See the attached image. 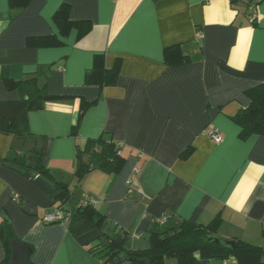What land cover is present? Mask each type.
<instances>
[{"label": "crops", "instance_id": "0c3cea01", "mask_svg": "<svg viewBox=\"0 0 264 264\" xmlns=\"http://www.w3.org/2000/svg\"><path fill=\"white\" fill-rule=\"evenodd\" d=\"M63 4L72 21L90 23L85 33H60L54 15ZM12 16L0 0V101L22 97L4 78H34L56 98L29 113L31 137L0 133V229L7 222L32 248V264H106L102 236L115 241L119 229L126 250H146L153 233L169 234L182 220L220 218L219 236L264 249V136L240 138L233 120L250 105L246 92L264 82V0H33ZM44 36L62 44L28 45ZM176 45L190 63L166 64L165 49ZM97 54L108 69L118 66L116 84L85 83ZM95 100L74 132L82 102ZM104 134L122 147V170L79 178V151ZM38 158L51 176L36 169ZM57 182L73 194L67 212L94 201L104 232L73 224L71 214L44 222L58 210ZM6 257L0 231V264Z\"/></svg>", "mask_w": 264, "mask_h": 264}, {"label": "trees", "instance_id": "16d2710c", "mask_svg": "<svg viewBox=\"0 0 264 264\" xmlns=\"http://www.w3.org/2000/svg\"><path fill=\"white\" fill-rule=\"evenodd\" d=\"M32 1L9 0L13 12L12 19L19 16ZM70 9V5L63 4L54 15V22L60 33L66 35L72 28L78 29L80 34L85 33L89 29L90 23L88 21H72ZM61 44L62 41L56 36L28 38V45L31 47H54ZM164 53L165 62L169 66H181L191 62L190 57L184 55L177 45L166 48ZM118 74V66L108 69L105 65L104 55L97 54L92 69L86 75L85 83L98 85L103 89L105 86L116 84ZM4 84L8 90L20 88L22 97L18 100L0 101V133L12 134L18 138L31 137L33 134L30 131L29 113L42 109L45 103L54 101L56 98L48 95L34 78L22 82L4 78ZM246 95L250 99V105L241 109L233 118L234 122L240 126V138L244 140L254 135L264 136V82L248 90ZM97 103L98 100L82 102L77 122L74 125V132L79 128L85 112ZM188 153L187 150L182 156L185 157ZM78 159L79 167L76 174L79 178L97 169L119 173L126 162V157L122 154V147L110 135L105 136V134L99 138L88 140L85 148L79 151ZM36 169L51 176V173L41 164L40 158L37 159ZM54 192L57 194L58 208L62 209L66 215L71 214L73 224L87 220L104 232L105 216L98 213L93 204H82L74 213L67 212L66 208L73 199V194L68 186L63 182H57ZM220 223V218L207 225L182 220L178 227L169 234L153 233L151 246L146 250L128 251L124 246H117L115 241H110L111 246L106 248V244L102 240L98 246L100 249L96 248L103 253L106 264H124L126 262L167 264L170 260H174L176 264H195L201 260H225L228 258H234L237 264H264V249L262 247L240 239H232L233 246L207 241L209 236H219ZM0 231L7 250V257L3 264H9L13 252L12 243L16 239L7 222L2 224ZM119 248L121 252L126 253V259L116 260L113 253ZM91 250L94 252V249L91 248Z\"/></svg>", "mask_w": 264, "mask_h": 264}, {"label": "water", "instance_id": "95a60500", "mask_svg": "<svg viewBox=\"0 0 264 264\" xmlns=\"http://www.w3.org/2000/svg\"><path fill=\"white\" fill-rule=\"evenodd\" d=\"M67 210H69V208H66ZM106 230V227H104V231ZM115 233L117 234V238L115 239V244L119 247H123L124 246V237L122 236V234L120 233V230H116ZM102 241L106 244V248H109L111 246L110 243V238L106 235L102 236ZM207 241L210 242H215V243H222L226 246H233L234 242L232 239H226L223 238L221 236H209L207 238ZM12 247H13V252H12V257H11V261L9 262V264H32L30 261V256L32 253V248H30L29 246H27L26 244L15 240L12 243ZM114 256H116V260H124L126 259V253L121 252V249H117L114 253ZM264 261V259H263Z\"/></svg>", "mask_w": 264, "mask_h": 264}, {"label": "built area", "instance_id": "2783aa9c", "mask_svg": "<svg viewBox=\"0 0 264 264\" xmlns=\"http://www.w3.org/2000/svg\"><path fill=\"white\" fill-rule=\"evenodd\" d=\"M255 18H256V15L253 14L252 20H255ZM206 135L208 137H210L216 143H220L223 140L221 133L217 130L209 129L206 132ZM16 200L20 201V198L16 197ZM91 203L94 204V201H91ZM68 217H69V215H66L62 209L58 208V210L54 214H49V215L45 216L44 222L47 224L61 222L64 219H69ZM157 222L160 224H164L166 222V218L160 217V218H158Z\"/></svg>", "mask_w": 264, "mask_h": 264}]
</instances>
